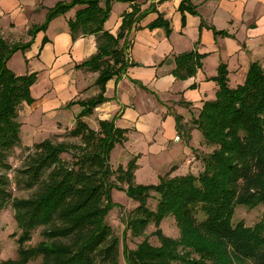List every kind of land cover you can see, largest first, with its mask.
<instances>
[{
	"label": "trees",
	"instance_id": "1",
	"mask_svg": "<svg viewBox=\"0 0 264 264\" xmlns=\"http://www.w3.org/2000/svg\"><path fill=\"white\" fill-rule=\"evenodd\" d=\"M100 1L58 2L46 11L41 25L27 31L34 38L52 19L80 7L67 21L68 35L72 42L95 37L96 52L74 67L96 73L94 85L98 89L94 97L66 105L81 109L68 135L77 140L76 144L45 139L33 145L32 151L26 149L13 184L32 189L28 198H13L8 189L10 181L2 173L11 170L7 159L19 144L17 111L22 103L32 102L30 88L36 74L16 76L9 71L5 62L17 48L8 49L0 38V211L11 207L20 233L16 259L0 264H28L36 259H40L39 264H118L120 239L106 223L108 213L120 208L112 200L113 191L122 192L136 204L122 221L121 237L130 232L138 238L151 224L158 243L153 246L143 238L134 249L123 246L125 264H264V69L251 63L243 82L231 87L226 66H218L213 78L217 86L214 98L204 102L192 119L202 139L200 149L194 152L196 175L167 173L156 185L136 184L135 162L116 169L109 164L110 152L126 133L114 127L119 115L98 120L96 129L81 119L108 101L104 97L106 83L118 81L133 65L126 57L129 32L156 11L151 2L141 11L137 0H104L103 7ZM191 1L182 0L178 5L181 26L185 13L196 15ZM113 2L131 4L115 36L103 30ZM146 29H163L166 36L170 33L168 22L158 13ZM30 43L31 39L18 47L24 49ZM203 57L196 50L172 57L171 76L178 81L194 77ZM179 121L175 116L177 129ZM62 155L70 159L63 160ZM149 201H154L150 208ZM258 206L263 211L252 227L232 223L237 207L253 210ZM167 217L174 222L176 238L160 229ZM39 228L42 240L26 248Z\"/></svg>",
	"mask_w": 264,
	"mask_h": 264
},
{
	"label": "crops",
	"instance_id": "2",
	"mask_svg": "<svg viewBox=\"0 0 264 264\" xmlns=\"http://www.w3.org/2000/svg\"><path fill=\"white\" fill-rule=\"evenodd\" d=\"M61 1L0 0V29L15 33L16 27L21 25L25 33L28 27L41 25L46 11ZM181 1H136L141 11L147 9L150 2L153 3L156 13H148L130 30L127 38L128 62L133 65L118 81L112 79L106 83L104 97L108 101L98 106L95 112L102 116L98 120H111L118 113L119 117L114 121L115 128L140 131V135L148 141L157 133L155 130H160L163 142L178 137L179 143L183 139L188 146L200 143L192 119L198 116L204 102L214 98L217 86L213 78L218 65L222 63L226 66L231 87L243 82L250 63L255 62L264 69V0H192L196 15L185 13L183 26L177 10ZM99 6H104V0L99 2ZM130 7L129 3L113 2L103 30L115 36L122 15L130 12ZM78 9L80 7H74L63 16L52 19L45 29L48 42L43 48L50 55V67L53 68L64 56H70V60L65 58L51 72L57 85L63 84L62 89L55 86L54 90L60 96L56 105L69 100H86L98 93L94 85L96 73L86 69L71 70L73 75H77L74 79L76 84L71 87L67 84V78L62 77L65 73L62 67L70 65L72 68L74 63L84 62L96 52L93 36L79 38L74 42L70 40L67 21L73 19ZM157 13L169 24L168 36L163 29H146L157 18ZM213 32H222L226 36L215 35ZM41 35L44 36V32H39L34 42H40ZM191 50L204 56L201 68L190 79L175 80L170 74L173 69L172 57ZM44 60H47L46 54ZM134 82L140 83L149 92ZM231 82L235 85H231ZM121 105L131 109L120 113ZM162 106L171 108L174 115L180 118L178 129L175 127V116L166 112ZM77 107V110L70 109L73 123L80 111V107ZM185 164L189 167L196 164L198 168L192 155ZM190 170L184 173H192ZM175 173H182L181 169Z\"/></svg>",
	"mask_w": 264,
	"mask_h": 264
},
{
	"label": "rangeland",
	"instance_id": "3",
	"mask_svg": "<svg viewBox=\"0 0 264 264\" xmlns=\"http://www.w3.org/2000/svg\"><path fill=\"white\" fill-rule=\"evenodd\" d=\"M30 27L26 29L25 33L21 25L16 27L15 33L9 32L7 29H2L4 30L2 32V30L0 29V38L5 41L4 43L7 48H17V50L10 54V56L6 60V68L16 76H22L31 73L36 74V81L30 88V96L32 102L30 104L22 103L17 111V122L20 124L19 144L9 154L7 159L11 170L7 171V173H2L4 175H7L10 181L8 189L10 195L13 198H28L33 193L32 189L28 190L23 187H16L13 184V178L16 175L15 171L19 169L22 158L27 153L26 149L32 151L33 145L38 144L45 139H48L53 143H77V140L70 138L68 135L75 126V122L73 123V117L70 109L73 108L77 110L78 105H69L67 107L66 105L71 102V100L64 102L62 105H56L58 102V98H60V96L58 97L57 93L54 90L58 82H56V78H52L51 73L57 68V65L59 63L66 60L65 58H68L70 60V56H64L60 59V61L57 62V64L53 68H51L49 65L51 59L50 55L47 54L48 50H45L43 48L47 45L48 35L44 31V36L41 35L40 42L36 43L34 42V38L39 32L35 34L34 38H31V36L29 37L27 31ZM30 39L32 40V43H30L29 46L25 47L24 49L19 48L20 46H22V44L27 43ZM45 54L47 60H44ZM126 57L127 59L130 58L128 49L126 50ZM81 63L74 64L80 65ZM83 69H86L88 71L87 68H82L79 70L82 71ZM61 70L65 71L62 77L67 78V80L69 81L67 84L70 85V87L74 86V84H76L74 79L77 77V75H73L71 73V70L78 71L76 70L74 65L72 66V68H70V65L62 67ZM135 84H137L142 90L149 92L140 83L135 82ZM230 84L235 85L232 82ZM61 85L63 84H60V86L57 85L59 87H56L58 89H62ZM60 95L64 94L61 93ZM152 95L155 97L153 93ZM162 107L166 112H169V114L175 116L171 108L164 106ZM128 108V106L125 107L121 105L119 112L121 113ZM99 115L100 113H97L94 110L90 116L82 118L81 120L85 122L90 128L96 129L98 117H102ZM155 131L157 133L153 135L150 141H148L140 135V131L134 132V130H126L123 140L120 143L115 144L114 148L109 154L110 166L113 169H116L119 166L125 168L128 162H135L136 167L133 173L134 182L136 184L142 185H156L159 182L160 177L167 173L177 176L179 174L196 175L197 165L194 164L189 167L185 164V162L191 157V155H195L194 152L199 148V144L197 145L196 143H194V145L187 146L185 145V140L183 139H181V142L179 143L178 137L174 138L173 141L165 140L163 142L161 140L162 135H160L162 134V132L160 130ZM199 139L201 143L202 139L200 136ZM61 157L66 161L70 159L69 155H62ZM173 168H176L175 171H177V169H181L182 173H175V171H173ZM189 168H191L190 171L192 173H184L187 172ZM112 198L113 202L120 205V208H114L108 213L106 217V223L112 228L115 235H117L120 239V255L118 264H125L121 256L123 246H126L128 249H134L137 243H139L143 238H146L153 246H157L158 243L156 241V238L152 236L154 228L151 224L138 238L132 237L130 235V232H124L122 238L121 235L124 229L122 221H124L128 217L131 209L134 208L136 204L129 201L122 192L113 191ZM153 203L154 201H149L148 208H150ZM262 211L263 207L261 206H258L253 210H248L243 207H237L233 214L232 223L236 224L238 222H242L244 226L252 227L259 221ZM172 221L173 220L171 217H167L165 220H163V223L160 224V229L163 234L172 238H176V227L174 225V222ZM40 231L41 229L39 228L32 233L31 240L25 244L26 248L29 246H34L42 240V238L40 237ZM19 235L20 233L16 229L13 221V211L10 206H5L0 211V262L16 259L17 239ZM39 263L40 259H36L30 261L28 264Z\"/></svg>",
	"mask_w": 264,
	"mask_h": 264
}]
</instances>
